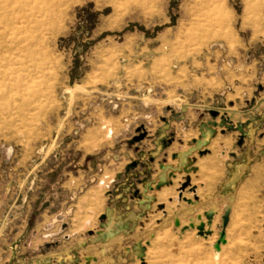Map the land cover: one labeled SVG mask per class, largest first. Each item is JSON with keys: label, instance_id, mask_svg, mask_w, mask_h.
Masks as SVG:
<instances>
[{"label": "rangeland", "instance_id": "rangeland-1", "mask_svg": "<svg viewBox=\"0 0 264 264\" xmlns=\"http://www.w3.org/2000/svg\"><path fill=\"white\" fill-rule=\"evenodd\" d=\"M198 125L223 127L212 169L235 177L211 210L138 227L129 188L86 192L131 170L138 133L155 152ZM72 200L32 253V219ZM0 264H264V0H0Z\"/></svg>", "mask_w": 264, "mask_h": 264}, {"label": "crops", "instance_id": "crops-1", "mask_svg": "<svg viewBox=\"0 0 264 264\" xmlns=\"http://www.w3.org/2000/svg\"><path fill=\"white\" fill-rule=\"evenodd\" d=\"M222 128V126H219V131ZM218 129L216 125L182 128L180 129L182 136L180 135L176 140H172L170 145L163 146L161 149L158 146L155 152L151 150V146H148L150 142L147 141V138L136 142L131 147L136 156L132 153L131 155L126 154L127 157L133 159L130 162L131 170L122 172L121 168L117 169L112 175L105 176L106 179L99 178L100 185L93 184L86 192L92 188H109L115 182L113 185L116 197L119 200L122 198L121 190L124 187L131 190L130 195L125 199V202L129 204L127 206L128 216L122 218L115 214L110 226L119 223L117 222L119 217L122 224L130 222L129 224L132 226L141 227L140 221L148 218L141 217L140 211H146L150 217V212L154 211L156 207H159L165 213L172 204H174L175 209L181 208L182 205H191L198 208V210L201 208H206L204 210L207 211L211 210L212 206H204L203 202L220 192V182L227 178L226 180L231 183V186L235 184L234 176L229 179L226 174H220V171H213L212 169L215 165L214 160L217 157L215 155L218 152L217 147H222L223 153L228 151L223 142L216 145V148L212 144L214 135L218 134ZM192 132L194 134H190ZM150 141H153L156 145L155 140L150 139ZM184 173L187 174L186 177H182ZM185 178L188 182V189H184L178 194L179 197L175 198V195L179 192L181 179ZM191 193L197 199L192 200L186 196ZM203 196L204 199H202ZM72 201L69 205L59 208L51 206L43 208L34 217V221L32 219L31 235L34 233L36 238L34 242L36 247L33 248L32 253H43L42 240L44 236H48L50 239L56 234V231H51L49 226H54L59 221H67L70 215L68 210L74 205V201ZM104 210H106V207H104ZM149 220L151 221V218ZM46 227L49 229H46Z\"/></svg>", "mask_w": 264, "mask_h": 264}, {"label": "water", "instance_id": "water-1", "mask_svg": "<svg viewBox=\"0 0 264 264\" xmlns=\"http://www.w3.org/2000/svg\"><path fill=\"white\" fill-rule=\"evenodd\" d=\"M169 126H170L169 124H165V127H164V128L167 129V128H169ZM140 129H141V127L138 128V130H140ZM146 136H147V131L144 130V131L138 133L137 135L133 136V138H132V142H133V141H141V140L144 139ZM162 136L165 137V136H166V133L163 132V133H162ZM159 148H162V144H159ZM186 185H188V182H185V183L182 185V187L184 188V187H186ZM229 220H230V208H228V209L225 211V214L223 215V228H224V230L221 231V237H220L219 241L217 242V244L215 245V247H216L217 249H218V247H219L220 242L225 241V228H226V226H227Z\"/></svg>", "mask_w": 264, "mask_h": 264}, {"label": "built area", "instance_id": "built-area-1", "mask_svg": "<svg viewBox=\"0 0 264 264\" xmlns=\"http://www.w3.org/2000/svg\"><path fill=\"white\" fill-rule=\"evenodd\" d=\"M184 184V182L182 183V185Z\"/></svg>", "mask_w": 264, "mask_h": 264}, {"label": "flooded vegetation", "instance_id": "flooded-vegetation-1", "mask_svg": "<svg viewBox=\"0 0 264 264\" xmlns=\"http://www.w3.org/2000/svg\"><path fill=\"white\" fill-rule=\"evenodd\" d=\"M140 132V131H139Z\"/></svg>", "mask_w": 264, "mask_h": 264}]
</instances>
